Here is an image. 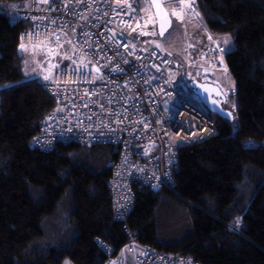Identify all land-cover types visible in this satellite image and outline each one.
<instances>
[{"label": "trees", "instance_id": "1", "mask_svg": "<svg viewBox=\"0 0 264 264\" xmlns=\"http://www.w3.org/2000/svg\"><path fill=\"white\" fill-rule=\"evenodd\" d=\"M28 3L0 0V264H106L98 240L114 256L131 239L200 264H264V95L249 85L245 51L264 39V0L193 1L210 34L235 44L226 62L236 118L216 117L215 136L179 148L173 190L142 188L124 220L114 218L107 188L118 150L31 146L48 99L29 87L17 48L29 23L3 10ZM227 226L247 239L239 253L217 237Z\"/></svg>", "mask_w": 264, "mask_h": 264}, {"label": "built area", "instance_id": "2", "mask_svg": "<svg viewBox=\"0 0 264 264\" xmlns=\"http://www.w3.org/2000/svg\"><path fill=\"white\" fill-rule=\"evenodd\" d=\"M3 9L29 23L18 36L27 80H37L50 112L31 146L51 151L57 144L110 145L107 186L122 201L113 213L124 220L136 193L156 187L172 191L178 150L215 136V116L191 92L188 69L228 70L223 46L207 48L197 64L176 79L172 56L153 24L143 22L138 0H29ZM194 0H168L184 18ZM24 48L21 49L20 45ZM48 76L49 79H45ZM236 230L228 226L227 231ZM106 264H198L190 257L153 251L133 239ZM134 253L133 263L128 254Z\"/></svg>", "mask_w": 264, "mask_h": 264}, {"label": "rangeland", "instance_id": "3", "mask_svg": "<svg viewBox=\"0 0 264 264\" xmlns=\"http://www.w3.org/2000/svg\"><path fill=\"white\" fill-rule=\"evenodd\" d=\"M166 3V7L169 10L172 16V27L166 33L162 39L165 47L169 51L172 56V65L171 72L175 76L176 79H181V77L187 71L186 65L189 64H197L201 57L203 56L207 47H211L209 45H223L225 47V52H230L235 48V44L230 35H220L214 36L210 34L205 24V21L196 11L194 14V18L183 17L181 14L173 15V11L171 10V5L163 0ZM148 0H138L139 10L141 11V16L143 18V22H150L153 24L154 16L151 10L150 5H148ZM189 4L194 8V4L191 1ZM188 4V5H189ZM182 16V18H180ZM258 45V44H257ZM256 45L246 46L250 55L255 57L256 63L254 64V68L252 70V74H250L249 85L253 91H255L259 95H264V89L260 88L256 85V83L262 84L264 81V47L257 48ZM260 50L259 55L255 56V50ZM195 52V53H194ZM198 52V55L196 54ZM262 57H261V55ZM189 74L194 77H199L202 74V70L199 66L195 65L188 69ZM207 74H210L215 82H219L226 94L231 93L230 91H234V81L230 73L222 68H210L207 71ZM206 74V75H207ZM254 77V78H253ZM30 81V80H28ZM213 81V82H214ZM29 87L32 89L34 95L39 98L46 97L43 88L39 85L37 80H32L29 82ZM262 123L264 125V119H262ZM264 147V146H262ZM218 239L223 243L225 248L231 253H239L241 248L246 244L247 239L244 237L242 233H240L237 229L233 231L221 230L217 233ZM131 263H133V258L135 256L134 253L128 254ZM63 264H72L68 259H65Z\"/></svg>", "mask_w": 264, "mask_h": 264}, {"label": "water", "instance_id": "4", "mask_svg": "<svg viewBox=\"0 0 264 264\" xmlns=\"http://www.w3.org/2000/svg\"><path fill=\"white\" fill-rule=\"evenodd\" d=\"M148 3L155 19V30L160 37H163L172 27V16L162 0H148ZM190 87L195 98L207 111L231 122L236 118L232 112L223 107L224 92L218 84L196 79L191 82ZM152 190L157 188L152 187Z\"/></svg>", "mask_w": 264, "mask_h": 264}, {"label": "crops", "instance_id": "5", "mask_svg": "<svg viewBox=\"0 0 264 264\" xmlns=\"http://www.w3.org/2000/svg\"><path fill=\"white\" fill-rule=\"evenodd\" d=\"M166 1H168V0H166ZM173 12H175V11H173ZM175 13H177V12H175ZM164 39V38H163ZM162 39V40H163ZM164 43V42H163ZM213 44H211V45H209V46H211V47H215V45L214 46H212ZM221 46H223V45H221ZM224 47V46H223ZM255 47H257L258 49L259 48H262V47H264V39H262V40H259V43H258V45H256ZM207 48H209V47H207ZM224 49H225V47H224ZM258 49H256L255 50V56L256 55H259V53H260V50H258ZM226 51V50H225ZM245 51H246V53H247V56H248V62H249V76H250V74H252V70L253 69H255L253 66H254V64L256 63V58L255 57H252L251 55H250V52L248 51V49L245 47ZM195 53V52H194ZM197 55H198V52L196 53ZM261 55V54H260ZM261 57H262V55H261ZM264 68V67H263ZM207 76H208V78L210 79V81L212 82V81H214V79H213V77L210 75V74H207ZM254 78V77H253ZM249 81H250V78H249ZM215 82V81H214ZM219 85H220V87L222 88V86H221V84L219 83V82H217ZM256 85L257 86H259L260 88H262V89H264V81L262 82V84H259V83H256ZM223 89V88H222ZM223 92H224V90H223ZM231 93H228V94H226V92H224V102H223V107L225 108V109H227V110H229L230 112H232V114H234V105H233V103H232V100H231V98H230V95L233 93V91L231 90L230 91Z\"/></svg>", "mask_w": 264, "mask_h": 264}, {"label": "bare ground", "instance_id": "6", "mask_svg": "<svg viewBox=\"0 0 264 264\" xmlns=\"http://www.w3.org/2000/svg\"><path fill=\"white\" fill-rule=\"evenodd\" d=\"M30 2V1H29ZM28 5H29V3H28ZM27 5V6H28ZM26 6V7H27ZM15 9V8H14ZM6 11V10H5ZM7 12H9V11H7ZM19 21V20H18ZM210 48V47H209ZM228 71V70H227ZM195 79L194 80H196V79H198V77H194ZM193 80V81H194ZM215 116V115H214ZM216 117V116H215ZM178 169V168H177ZM176 169V170H177ZM176 170H174L173 171V174H174V172L176 171ZM107 188H108V186H107ZM108 191H109V195H110V201H111V208H112V213H114V212H116L123 204H122V201L120 200V198L116 195V194H113L112 195V193L110 192V190L108 189ZM129 214H130V212H129ZM128 214V215H129ZM134 234L135 233H131V234H129V235H131L132 237H134L135 238V236H134ZM143 247L145 248V246L143 245ZM153 249V248H152ZM153 251H157V249H153ZM198 263V262H197ZM198 264H200V263H198Z\"/></svg>", "mask_w": 264, "mask_h": 264}, {"label": "snow or ice", "instance_id": "7", "mask_svg": "<svg viewBox=\"0 0 264 264\" xmlns=\"http://www.w3.org/2000/svg\"><path fill=\"white\" fill-rule=\"evenodd\" d=\"M187 7H191V4L187 5ZM173 15H179V14L174 12ZM180 18H182V16ZM161 34H163V32ZM20 48L23 49L24 48V45L21 44L20 45ZM45 79H49V77L48 76H45Z\"/></svg>", "mask_w": 264, "mask_h": 264}, {"label": "flooded vegetation", "instance_id": "8", "mask_svg": "<svg viewBox=\"0 0 264 264\" xmlns=\"http://www.w3.org/2000/svg\"><path fill=\"white\" fill-rule=\"evenodd\" d=\"M167 2V1H166ZM164 38V37H163ZM204 79L205 81L209 80L208 76L206 74L199 75L198 80Z\"/></svg>", "mask_w": 264, "mask_h": 264}, {"label": "clouds", "instance_id": "9", "mask_svg": "<svg viewBox=\"0 0 264 264\" xmlns=\"http://www.w3.org/2000/svg\"><path fill=\"white\" fill-rule=\"evenodd\" d=\"M163 1V0H162ZM163 3L165 4V6H166V3L163 1ZM162 38V37H161ZM217 47V46H216ZM202 73H204V74H207V71H202ZM209 81H210V79H209ZM211 82V81H210ZM212 83H216V84H218L217 82H213L212 81ZM219 85V84H218ZM220 86V85H219ZM212 114V113H211ZM152 189V188H151ZM228 227V226H227ZM236 229H237V227L236 226H234ZM224 230H227V228L226 229H224ZM238 230V229H237Z\"/></svg>", "mask_w": 264, "mask_h": 264}]
</instances>
